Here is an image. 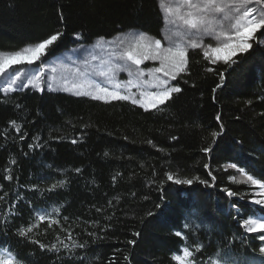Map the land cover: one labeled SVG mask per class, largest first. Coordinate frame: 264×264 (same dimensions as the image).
Returning <instances> with one entry per match:
<instances>
[{
	"label": "trees",
	"instance_id": "16d2710c",
	"mask_svg": "<svg viewBox=\"0 0 264 264\" xmlns=\"http://www.w3.org/2000/svg\"><path fill=\"white\" fill-rule=\"evenodd\" d=\"M162 29L158 0H0L2 54L57 32L46 56L127 30L159 38ZM257 36L235 64L188 49L175 80L181 91L155 109L45 88L0 90V264H264L260 233L244 227L261 215L253 201L264 199L248 180L264 182Z\"/></svg>",
	"mask_w": 264,
	"mask_h": 264
},
{
	"label": "rangeland",
	"instance_id": "374dc122",
	"mask_svg": "<svg viewBox=\"0 0 264 264\" xmlns=\"http://www.w3.org/2000/svg\"><path fill=\"white\" fill-rule=\"evenodd\" d=\"M222 2L231 4L235 0H222ZM158 3L161 11L162 9L168 10L167 12L162 11L163 29L159 38L148 36L144 40H138L137 36L141 33L140 31L127 30L110 38L96 39L86 46L66 49L54 57L45 55L41 58L42 64L41 61L35 62L40 73L39 79H33L36 76L35 71H27V74H25V65H13L8 75L0 74V90L11 92L27 88L37 90L45 88L49 91L63 92L70 95H75V92L81 91L89 93V95L80 96L93 98V96H106V93L101 91L102 88H106L110 92L129 97V99L123 101L132 103V100L135 99L138 103L134 105L143 109H152L148 107L149 103L155 102L152 94L167 91L169 87L177 86L175 80L165 77L163 72L148 71V69L161 67L160 59H143L144 55L155 53L156 39L161 41V49L175 48L179 44L188 50L191 49L190 42L195 41L200 44L199 49L203 53L209 45L216 47L236 39V28L233 26L236 10L230 13L232 16L231 22L224 21L223 14L216 13L215 19L209 25L213 35L205 36L202 31L188 29L183 21L179 19L180 16L187 18L188 13L192 11L183 3V0H158ZM248 7L253 9L254 18L259 19L261 18L259 10L264 9V0H261L260 3L249 0L240 11V14L242 15L243 11H247ZM251 18L253 17H248V19ZM166 19L167 23L165 22ZM257 38L264 44V36L258 35ZM138 46V54L143 60L140 65L132 63L124 55L130 49ZM6 55L10 54L0 53V56ZM141 70H143V75H139ZM168 70L171 72L170 67ZM17 71L21 73V76L14 81L13 77H15ZM30 79H33L32 84H29ZM166 79L169 81L167 85L162 83ZM21 80L23 83H21ZM49 85H51V88H49ZM97 100L112 101L111 99ZM261 200L264 201V199ZM255 222V220H248L244 224L245 229L254 227Z\"/></svg>",
	"mask_w": 264,
	"mask_h": 264
},
{
	"label": "snow or ice",
	"instance_id": "6c2138e0",
	"mask_svg": "<svg viewBox=\"0 0 264 264\" xmlns=\"http://www.w3.org/2000/svg\"><path fill=\"white\" fill-rule=\"evenodd\" d=\"M249 0H235L234 3L231 4H225L222 2V0H183V3L186 4L192 11L188 13L187 18L184 16H180L179 19L183 21L184 25L190 29L195 31H202V34L205 36H211L213 35V32L210 30L209 25L212 23V20L215 19L216 13L223 14V20L231 22L232 16L230 13L233 12V10H236L234 12L235 16V23L234 27L236 28L235 37L236 39L231 40V42L224 43L222 45L212 47L211 45L208 46V49L204 51L203 56L205 59H211V62L216 63L219 61H223L225 63L231 62L232 64L237 63V57L243 54H246L252 49L253 45L249 42L254 36L260 35L264 36V9H260V17L259 19L254 18L253 9L251 7L247 8V11H243L242 15L240 14V11H242L244 5L248 3ZM256 3H260L261 0H255ZM162 11L167 12V9H162ZM178 11V10H177ZM248 17H253L251 19H248ZM167 23V19L165 20ZM62 33L57 32L55 34L50 35L48 38L44 39L42 42L36 43L35 45L25 46L23 49L16 51L10 55L6 56H0V74L8 75L9 70L12 68L13 65H25V74H27V71H35L36 76L33 77V79H39L40 73L38 70V66L35 62L41 61V64L43 61L41 60L42 57H44L46 54H48L52 48V46L55 45V43L60 39ZM78 35V34H77ZM145 38H148V34L141 32L138 34L137 39L138 40H144ZM102 39V38H101ZM190 47L192 49H197L200 47V44L196 43L195 41L190 42ZM138 49H130L124 55L127 57L129 61L136 65H140L143 60L140 58L138 54ZM155 53L152 55H144L143 59H160L161 60V67L160 68H154V69H148L149 72H156L160 73L163 72L165 77H170L171 80H176L179 73L184 72L186 70L187 64H188V50L187 48L181 47L179 44L173 47H168L165 49H161V41L159 39L155 40ZM167 62V63H166ZM169 67L171 68V72L168 70ZM208 71H212V69H208ZM103 75V74H102ZM131 75V73H130ZM139 75H143V70L140 71ZM21 76V73L19 71L16 72L15 77H13V80L18 79ZM221 79L224 78V73H220ZM33 79L29 80V84L33 83ZM168 80H163L162 83L167 85ZM21 83L23 81L21 80ZM27 86V85H25ZM37 86V85H33ZM217 87H220V85H217ZM49 88H51V85H49ZM102 92L106 93V96H93L94 99H111V100H127L129 99L128 96L120 95L119 93L110 92L106 88L101 89ZM181 91V88L179 86L175 87H169L167 91H161L159 93L152 94L153 100L155 102L149 103V108H157L158 105L165 104L167 101H169L172 98L173 93H179ZM215 91V89L213 90ZM75 95H89V93L77 91L75 92ZM133 104L138 103L137 100H132ZM217 120H220V115H217ZM12 125L16 126L17 131L20 130L18 125H15V121L10 122ZM223 126L221 125V128ZM219 135V133H212V136L215 138ZM21 139H23V136H21ZM175 139V138H173ZM76 140H73L72 143H76ZM148 143H152L151 141H148ZM29 147H32L31 145ZM204 152H209L210 148H204ZM14 163V161H13ZM208 165H205V168H207ZM232 168H236V164L230 165ZM241 172L244 171V169H239ZM76 171H79L77 169ZM167 179L169 181H173L177 185H188L191 186L193 184V179H174L173 175L171 173L166 174ZM211 175V173H210ZM5 179H11V176L4 177ZM248 180L251 181L253 185H258L260 188L264 189V182H262L259 179H254L253 176L249 175ZM201 183L205 184L207 186V181H200ZM60 184H63V181L60 182ZM56 186L54 185L53 188ZM51 191V189H50ZM228 196L235 195L232 191H227ZM0 199H3V197H0ZM157 204L155 207L157 210H163L166 207V203L163 202ZM254 204L260 205L261 208L259 211L261 212V215L257 217V220L254 224V227H249L247 230L250 233H260V240L264 242V201L262 200H255L253 201ZM233 207H236L233 205ZM97 212L101 211V209L97 208ZM155 213L150 212L148 215H154ZM253 215L256 214V210H253ZM44 217L41 216V220H43ZM67 219V218H65ZM58 223V222H57ZM51 226V225H50ZM31 229H29L30 231ZM21 236H24L25 230L21 229L20 233ZM91 235V234H90ZM137 236L139 233L136 234ZM177 235H181L180 233H177ZM35 243H39L36 241ZM129 243L134 244L135 241H129ZM67 247V245H65ZM79 247H84V245H79ZM40 248L44 250L46 248L45 245L40 244ZM53 248L55 246L53 245ZM199 249H197V252ZM260 251L264 253V246L260 248ZM184 255L189 256L191 253L188 251L187 248L184 249ZM127 260L128 257H125ZM175 259L180 260V257H175Z\"/></svg>",
	"mask_w": 264,
	"mask_h": 264
}]
</instances>
